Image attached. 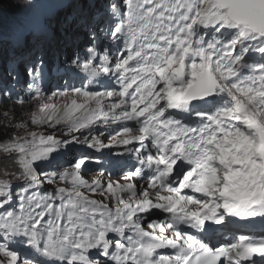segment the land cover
I'll use <instances>...</instances> for the list:
<instances>
[{
	"label": "snow or ice",
	"instance_id": "snow-or-ice-1",
	"mask_svg": "<svg viewBox=\"0 0 264 264\" xmlns=\"http://www.w3.org/2000/svg\"><path fill=\"white\" fill-rule=\"evenodd\" d=\"M20 6L0 264H264V0Z\"/></svg>",
	"mask_w": 264,
	"mask_h": 264
},
{
	"label": "rangeland",
	"instance_id": "rangeland-1",
	"mask_svg": "<svg viewBox=\"0 0 264 264\" xmlns=\"http://www.w3.org/2000/svg\"><path fill=\"white\" fill-rule=\"evenodd\" d=\"M26 12H27V9L22 7V6L18 7L17 9L16 8L13 9V7L12 8H7L6 7L4 9H0V19L9 18L11 20V23L15 24L19 19H21L25 15ZM27 109H28V105L26 104V105L23 106V108L17 107L16 112L20 113V112L25 111ZM77 151H79V149H77ZM105 155H107V153ZM2 158H3V154L0 153V160H2ZM3 163L4 164H9V166H11L9 161L4 160ZM89 169L90 170L85 173V178L86 179H91V178H93V177H95L97 175V172H95L96 168L92 167V168H89ZM93 169H95V170H93ZM112 178L113 179H118L119 177L113 176ZM95 198L99 199L100 197L97 196Z\"/></svg>",
	"mask_w": 264,
	"mask_h": 264
},
{
	"label": "trees",
	"instance_id": "trees-1",
	"mask_svg": "<svg viewBox=\"0 0 264 264\" xmlns=\"http://www.w3.org/2000/svg\"><path fill=\"white\" fill-rule=\"evenodd\" d=\"M21 1L22 0H2V1H0V9H4L6 7L7 8L13 7V9H15V8L17 9L18 7H21L20 6ZM12 25H14V24L11 23V20L9 18L0 19V28L6 30V29L10 28ZM9 107H11V106H9ZM17 107H19V106H17ZM17 107H16V110H17Z\"/></svg>",
	"mask_w": 264,
	"mask_h": 264
},
{
	"label": "water",
	"instance_id": "water-1",
	"mask_svg": "<svg viewBox=\"0 0 264 264\" xmlns=\"http://www.w3.org/2000/svg\"><path fill=\"white\" fill-rule=\"evenodd\" d=\"M0 1H2V0H0Z\"/></svg>",
	"mask_w": 264,
	"mask_h": 264
}]
</instances>
